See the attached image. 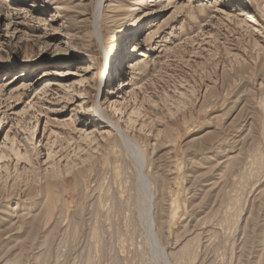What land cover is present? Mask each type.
Wrapping results in <instances>:
<instances>
[{"label": "rangeland", "instance_id": "1", "mask_svg": "<svg viewBox=\"0 0 264 264\" xmlns=\"http://www.w3.org/2000/svg\"><path fill=\"white\" fill-rule=\"evenodd\" d=\"M98 4L0 0V264H264V0Z\"/></svg>", "mask_w": 264, "mask_h": 264}, {"label": "bare ground", "instance_id": "2", "mask_svg": "<svg viewBox=\"0 0 264 264\" xmlns=\"http://www.w3.org/2000/svg\"><path fill=\"white\" fill-rule=\"evenodd\" d=\"M102 3H103V0H99V4H98V5H99V6H102ZM97 14H98V13H97ZM109 72H110V71H109ZM104 77H105V75L102 76V78H104Z\"/></svg>", "mask_w": 264, "mask_h": 264}]
</instances>
